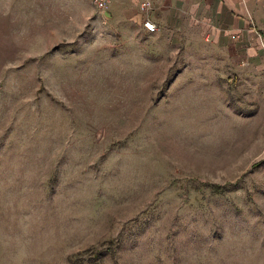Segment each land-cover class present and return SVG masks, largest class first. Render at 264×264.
Returning a JSON list of instances; mask_svg holds the SVG:
<instances>
[{"label": "rangeland", "instance_id": "1", "mask_svg": "<svg viewBox=\"0 0 264 264\" xmlns=\"http://www.w3.org/2000/svg\"><path fill=\"white\" fill-rule=\"evenodd\" d=\"M29 3L0 0V264H264V97Z\"/></svg>", "mask_w": 264, "mask_h": 264}, {"label": "crops", "instance_id": "2", "mask_svg": "<svg viewBox=\"0 0 264 264\" xmlns=\"http://www.w3.org/2000/svg\"><path fill=\"white\" fill-rule=\"evenodd\" d=\"M26 1L35 2L27 6L62 10L60 22L74 25L75 35L125 40L124 46L114 47L122 46L126 51L122 54L146 59L154 51V61L160 59L167 71H178L179 56H185L186 71L196 73L185 81L192 89L189 95L194 89L203 95L214 89L228 109L232 108L228 98H234L237 105L246 102L252 107L251 114L259 111L253 108L258 97H264V57L250 29L254 24L264 33V0H110L105 11H98L92 0ZM143 2L150 3L152 9L141 12ZM145 18L156 25V33L144 30ZM179 81L178 76L170 80V90L184 83Z\"/></svg>", "mask_w": 264, "mask_h": 264}, {"label": "built area", "instance_id": "3", "mask_svg": "<svg viewBox=\"0 0 264 264\" xmlns=\"http://www.w3.org/2000/svg\"><path fill=\"white\" fill-rule=\"evenodd\" d=\"M92 3L98 11H105L110 4V0H92ZM139 9L141 12L146 13L152 9V6L148 2H143L140 4ZM142 26L149 34H154L158 30L156 25L148 18L143 19ZM250 32L256 39L258 47L264 57V33L257 29L254 24H251ZM237 37L239 36L237 35Z\"/></svg>", "mask_w": 264, "mask_h": 264}]
</instances>
